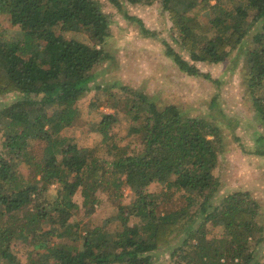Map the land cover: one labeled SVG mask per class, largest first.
I'll return each mask as SVG.
<instances>
[{"label":"trees","instance_id":"obj_1","mask_svg":"<svg viewBox=\"0 0 264 264\" xmlns=\"http://www.w3.org/2000/svg\"><path fill=\"white\" fill-rule=\"evenodd\" d=\"M108 2L159 4L187 59L162 41L164 54L187 78L212 81L198 64H224L251 42L242 84L264 123V0ZM0 17L13 28L0 27V99L12 98L0 103V264H162L155 254L164 248L168 264H264L255 255L263 231L259 203L246 191L215 201L220 182L213 172L223 136L213 123L187 117L175 105L160 107L128 86H95L111 97L112 103L104 102L109 109L119 105L110 90L122 93L130 133L142 149L114 144L116 112L98 114L89 130L110 159L63 135L80 121L77 104L91 90L94 68L110 60L104 51L110 20L96 0H0ZM137 23L144 38H154ZM236 139L243 154L264 165L261 133L253 132L247 152ZM153 184L162 187L154 192ZM126 188L132 195L127 203ZM100 193L117 209L114 230L71 222L80 207L91 214ZM216 229L219 234L210 236ZM16 245L24 249V261Z\"/></svg>","mask_w":264,"mask_h":264},{"label":"rangeland","instance_id":"obj_2","mask_svg":"<svg viewBox=\"0 0 264 264\" xmlns=\"http://www.w3.org/2000/svg\"><path fill=\"white\" fill-rule=\"evenodd\" d=\"M102 11L108 16L110 26L104 43V51L110 60L96 66L93 72L98 75L90 84L91 90L77 104L80 111V121L73 127L66 129L63 135L84 141L86 145L97 147V156L101 159H110L107 149L99 144V137L90 132L99 118L98 114H113L116 112L117 123L112 127V140L117 146H128V150H141L138 137L130 133L133 125L132 118L125 112L123 95L117 88H112L113 99L119 102L116 109H109L105 101L112 103L111 97L99 90L112 85L128 86L141 91L151 97L158 106L175 105L187 117L203 118L216 125L223 136V150L213 174L220 182L215 201L235 191L250 193L261 207L258 219L263 226L262 242L256 246V257L264 261V165L261 158L246 155L241 152L237 139L241 140L244 151L253 147L251 137L254 131L264 136V123H260L245 93L242 84V68L246 53L252 44L244 43L236 49L229 60L220 65L198 64L201 73L208 75L211 80L204 78H187L179 72L165 56V47L162 41L167 42L184 59L186 54L174 42L175 32L166 13L161 11L160 5L153 3L150 6L128 3L114 6L108 0H96ZM137 20L152 33L154 38H144L141 35ZM1 29L12 32L13 28L5 17H0ZM71 37L84 41L83 36L72 34ZM105 69L104 72L99 71ZM214 81V82H213ZM106 95V96H105ZM10 97L0 99V103L9 101ZM97 100L91 106L90 103ZM100 100V103L98 102ZM43 144H35L34 150L38 153ZM24 175L28 170L20 169ZM162 186L151 185V191H159ZM122 201H131L132 195L128 188L124 189ZM99 204L89 214L80 207L78 214L72 217L71 222H78L81 226L98 224L114 230L117 225V209L104 196L98 194ZM74 201L81 205L82 198L75 195ZM217 202V203H218ZM213 230L210 236L219 234ZM179 242L171 244L174 248ZM169 248V249H170ZM16 256L24 261V249L16 245ZM157 262L168 264L169 250L161 249L155 254Z\"/></svg>","mask_w":264,"mask_h":264}]
</instances>
